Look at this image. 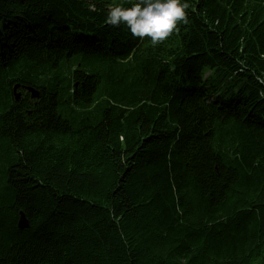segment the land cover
Wrapping results in <instances>:
<instances>
[{"label": "trees", "instance_id": "obj_1", "mask_svg": "<svg viewBox=\"0 0 264 264\" xmlns=\"http://www.w3.org/2000/svg\"><path fill=\"white\" fill-rule=\"evenodd\" d=\"M134 2L0 0V264H264V0Z\"/></svg>", "mask_w": 264, "mask_h": 264}, {"label": "clouds", "instance_id": "obj_2", "mask_svg": "<svg viewBox=\"0 0 264 264\" xmlns=\"http://www.w3.org/2000/svg\"><path fill=\"white\" fill-rule=\"evenodd\" d=\"M189 6L188 0H135L130 7L115 4L109 8L106 22L126 25L133 36L148 37L156 45L168 38L178 21L187 23Z\"/></svg>", "mask_w": 264, "mask_h": 264}, {"label": "water", "instance_id": "obj_3", "mask_svg": "<svg viewBox=\"0 0 264 264\" xmlns=\"http://www.w3.org/2000/svg\"><path fill=\"white\" fill-rule=\"evenodd\" d=\"M31 91H32V93H33V97H37V96H38V93L35 92L33 89H31ZM19 224H20V227H21V228H25V227L28 226V221L26 220L25 215H22V216L20 217V222H19Z\"/></svg>", "mask_w": 264, "mask_h": 264}]
</instances>
